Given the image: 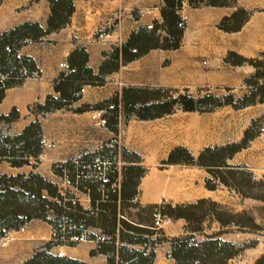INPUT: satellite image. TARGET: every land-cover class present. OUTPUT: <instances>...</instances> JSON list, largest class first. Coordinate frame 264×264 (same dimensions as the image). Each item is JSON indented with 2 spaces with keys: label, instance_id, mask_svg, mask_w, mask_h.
<instances>
[{
  "label": "crops",
  "instance_id": "1",
  "mask_svg": "<svg viewBox=\"0 0 264 264\" xmlns=\"http://www.w3.org/2000/svg\"><path fill=\"white\" fill-rule=\"evenodd\" d=\"M179 1L176 13L185 17L188 29L192 28L188 45L195 54L181 58L169 55L179 48V42L177 48L152 47L125 61L120 49L132 35L151 32L155 27L160 38L167 35L162 17V11L167 9L164 0H73L68 22L54 30H48L51 15L48 0L0 1L1 53L12 56L15 51L33 61L28 77L12 81L4 89L0 114L16 110L18 119L11 123L18 127L14 134L38 121L41 139L53 145L41 144L38 157H29V164L21 166H12L0 157V172L24 177L34 173L56 186L58 197L51 198L46 189L41 190L42 196L58 204L67 219L70 235L80 234L79 226L83 224L88 236L86 242L65 244L62 247L65 257L85 264H175L170 255L171 239L185 234L188 222L184 218H170L155 229L152 217L155 208L186 206L200 200L234 208L242 206L243 198L234 188L216 179L213 180L218 183L216 188L206 186V180L213 179L208 167L168 159L176 148L186 149L197 159L206 148L240 142L252 121L262 118L260 126L264 125V102L242 108L220 105L207 111L184 110L176 102L159 116H138L140 109L180 95L199 98L209 94H196V87L228 89V93L234 94L255 73L256 68L242 65L244 62L235 66L224 63L222 67L210 63L205 72L196 55L200 39L194 38L195 34H204L201 39L204 51L206 46H214L206 39V33L224 34L219 23L230 15V7L235 3L228 6L208 5L206 0ZM113 15L118 16V25L112 34L105 39L95 38L94 34ZM28 22L36 23L43 34L1 41L4 34ZM130 47L135 52L134 46ZM230 48L226 45V49ZM116 49L119 54L113 58ZM127 51L130 52L129 47ZM236 51L244 58L253 57V53ZM78 53L84 54L86 60L79 61ZM61 62L73 69L71 74L59 66ZM67 75L71 77L63 85L69 84L68 96L62 98L56 86ZM1 78L9 79L10 75L3 73ZM83 85L85 92L77 95V89ZM248 87L249 92L252 85ZM48 96L62 104L56 109L34 112V106L44 104ZM108 105L114 108L109 110ZM96 111H103L104 124L93 117ZM257 137L227 158L226 164L232 168L244 166L256 176L251 158ZM94 158L111 164L109 175L112 181L118 180L117 191L104 192L99 182L79 180L76 187L63 183L64 174L74 177L81 161ZM93 208L97 209V216H87ZM53 218L54 213L48 210L44 218L31 217L20 225L22 229L18 230V239L11 243L9 253L10 260H16L13 264H21L39 250L55 255L59 248L49 242ZM206 218L216 221L212 215L205 216L197 239L198 234H202V239L207 234L203 226ZM217 237L237 242L232 237Z\"/></svg>",
  "mask_w": 264,
  "mask_h": 264
},
{
  "label": "trees",
  "instance_id": "2",
  "mask_svg": "<svg viewBox=\"0 0 264 264\" xmlns=\"http://www.w3.org/2000/svg\"><path fill=\"white\" fill-rule=\"evenodd\" d=\"M1 1V0H0ZM51 4V15L48 21V30L59 29L63 27L69 20L73 11V0H48ZM229 0H206L208 5H226ZM235 1V0H233ZM166 8L162 11L164 25L166 26V36L160 38L156 34L155 27L151 32H138L130 37L127 44L120 50L122 59L135 57L145 52L149 48H177L180 42L182 31L177 27L180 19L176 13V7L180 5L179 0H164ZM245 10L238 9L233 11L229 16H225L219 23V27L226 31H235L240 28L246 18L239 19V15ZM235 22L233 27H227L226 24ZM43 34V31L36 23H23L15 29L4 34L3 42L19 39L24 36H31L36 38ZM162 40L160 43L159 41ZM172 40V42H170ZM134 46L135 52L131 51ZM129 47V51H127ZM11 49V48H10ZM13 52V50L11 49ZM119 50L116 49L112 53L113 58H117ZM234 54V53H233ZM235 55V54H234ZM264 55V52H262ZM79 61H85L84 54H77ZM239 60L248 62L258 70L259 61L256 59H245L235 55ZM239 61V62H240ZM22 65L28 67V71L33 68L32 62H27L24 58L22 61L15 58V51L12 56H6L0 51V78L3 73H9L10 78L0 80V100L3 96L5 88L12 84V81H20L23 76L20 69ZM72 73V72H71ZM70 73V74H71ZM85 70V75H86ZM71 76L63 77V81L56 86V90L60 92L62 98H65L68 83ZM254 81H249L252 85L250 93L244 94L242 97L235 99L233 94H226L222 97H217L213 94L204 95L199 98H194L188 95H180L176 99L152 105L138 111V116H159L169 111L171 104L178 102L184 110L203 109L210 110L216 106L231 104L235 108H242L256 102H264V75H260L258 71L252 76ZM262 80V81H260ZM260 82V84H259ZM79 88L77 89V91ZM62 103L52 96H48L44 104H36L34 112H45L50 109L58 108ZM33 109V107H32ZM18 119V113L12 109L8 115L0 114V123L4 122L11 124ZM262 118L252 121L250 127L245 130L244 136L240 142L230 143L223 146H216L204 149L197 159L188 153L184 148H176L169 156L168 162L176 160H183L188 163L196 162L199 165L208 167V172L213 176V179L206 180V186L209 189L216 188L218 183L213 180H218L219 183L234 188L242 197H252L264 199L263 195L257 196L251 194V190L259 189L264 192V179L256 180L253 178L251 172H245V167L232 168L226 164V159L231 157L234 153L240 151L242 148L248 146L250 140L259 135V127ZM42 130L38 121L27 125L19 134L3 136L0 128V157L7 160L12 166H21L29 164V157L37 158L42 151L41 147ZM46 189L47 194L51 197H58L57 188L52 183L45 182L42 177L37 174L30 173L27 177L24 175H7L0 173V227L8 229H17L27 219L31 217L44 218L46 212L54 213V218L64 216L58 204L52 199L49 200L42 196L41 190ZM208 205V210H203V207ZM222 205L210 201L200 200L196 204L186 206H170L165 205L160 209L163 215L170 218H184L188 222L187 232L183 235L171 239L172 249L171 257L175 264H227L239 251L240 247L228 241H224L219 236L223 230L204 234V238L199 240L196 238V233L201 232L200 223L205 216L212 215L221 227H228L235 225L238 229L245 227V223L239 218L246 217L249 224H252L253 218L247 216L246 212L241 214H231L228 212H217V208ZM246 222V221H245ZM195 224V225H193ZM199 224V225H198ZM244 224V225H243ZM201 234V233H200ZM51 243V242H50ZM21 264H85L82 261L75 260L68 257H57L48 253L45 250L36 251L31 257L24 260ZM252 264H264V254L257 257Z\"/></svg>",
  "mask_w": 264,
  "mask_h": 264
},
{
  "label": "rangeland",
  "instance_id": "3",
  "mask_svg": "<svg viewBox=\"0 0 264 264\" xmlns=\"http://www.w3.org/2000/svg\"><path fill=\"white\" fill-rule=\"evenodd\" d=\"M232 3H235V5L231 6ZM230 7V14L233 11H236L238 9H243L245 12L239 15L238 20L246 18L244 23L241 25L243 26L242 29L240 28L235 31H226L222 29L221 31L224 32V34L219 35H209L210 33H206V39H210L214 46L207 47L204 51L202 48V41L204 34L202 33H196L195 37L196 39H200V46L198 53H196L197 58L200 62V67L206 70L208 69L210 63H213L212 65H215L217 67H222L224 63H227V65L235 66L237 63H239V58H237L235 55H238L242 58H244L243 54L240 55L238 51H241L245 54L253 53V57L249 59H256L259 61V68L258 71L260 75H264V55H262V52H264V0H229L227 1V4ZM235 25V22L227 23V27H233ZM240 26V27H241ZM181 29V28H179ZM221 29V28H220ZM192 30L191 27L189 29L185 27L181 29L182 36L180 39V45L179 48L173 52H169V55L186 57L190 56L192 54L193 48L189 47L188 38H192ZM226 45L231 47L230 49H226ZM235 55H234V54ZM222 57H226V59H222ZM248 59V58H245ZM241 62V61H240ZM242 65H251L248 62L242 61ZM238 65V64H237ZM24 78V77H23ZM253 77H248L246 81L244 82V85H242L241 88H238L234 91V97L235 99L242 97L244 94H249L248 92L249 88L248 86L250 83L248 80L254 81ZM0 80H2L0 78ZM262 81V80H260ZM260 84V82H259ZM211 91V92H208ZM194 92L196 94H213L217 97H222L226 94H229L228 89H216L212 88L209 89L207 86L205 88H195ZM264 97V95H263ZM32 109V107H30ZM0 128L3 136L6 135H13L16 130H18V127L12 126V124H7L4 122L0 123ZM260 128V127H259ZM259 130V129H258ZM257 142L255 144V147L253 148V153L251 162L254 165V172L256 176L253 175L254 179L262 180L264 179V132L257 135ZM53 144V143H52ZM53 146V145H52ZM250 153L248 156V159L250 158ZM249 161V160H248ZM250 162V161H249ZM245 172H251L249 169H245ZM1 173V172H0ZM251 194L253 195H263L264 192L259 189H253L251 190ZM240 196V195H239ZM242 197V196H241ZM243 202L241 208L237 206L236 208L230 207V206H223L221 208H217V212H228L231 214H241L242 212H246L247 216H250L253 218L252 224H249L246 217H240L239 219L245 223V227L238 229L235 225H230L228 227H221V225L217 221H212L211 218L205 219L203 226L206 229V233L209 234L216 232V228L219 227V231L223 230L220 234L222 237H232V239H236V246L238 248L240 247V251L231 258L227 264H252L254 260L259 257L260 255L264 254V199L261 198H252V197H242ZM208 205H205L203 207V210H208ZM246 221V222H245ZM216 222V223H214ZM195 225V224H193ZM199 225V224H198ZM244 225V224H243ZM199 239H202L200 237L202 234H198ZM14 239L8 243L3 248H0V264H13L16 262V260H10L11 255V243L16 241L18 239V232H16L14 235ZM50 242V241H49Z\"/></svg>",
  "mask_w": 264,
  "mask_h": 264
},
{
  "label": "built area",
  "instance_id": "4",
  "mask_svg": "<svg viewBox=\"0 0 264 264\" xmlns=\"http://www.w3.org/2000/svg\"><path fill=\"white\" fill-rule=\"evenodd\" d=\"M185 17H180L177 26L181 29L185 27ZM118 25V16L113 15L106 19L105 25L94 34V37L97 39H105L112 34V31ZM5 50L11 52L9 47H5ZM15 58L22 61L24 58L27 62H33L30 57H24L19 52H15ZM59 66L64 68L67 74L71 73L73 69L64 62L59 63ZM21 75L23 77H28L29 71L26 65H22L20 69ZM86 90V85L80 87L77 91V95L84 93ZM113 105H108V109H113ZM103 111H96L94 114V118H98V121L102 124L105 123V119L102 116ZM259 132H264V125L260 126ZM42 146L51 147L52 145L46 142L44 139H41ZM111 164L109 162L103 161L100 158H94L90 160H83L79 163L75 176L70 177L69 174L63 175V183L68 187H76L79 180H83L89 183H96L99 182L101 185L102 191H112L115 192L119 188L118 180H111L109 175V169ZM72 203L75 204L76 202L72 200ZM87 216L95 217L97 216V209L93 208L87 212ZM153 227L155 229H160L161 226L170 221V217L163 215L160 209L155 208L153 213ZM22 229L19 227L18 229H8L5 227H0V248L5 247L14 239V234L18 232V230ZM79 229L81 230L80 234H69L67 219L65 216L55 217L52 220L50 233H49V241L54 244L59 249L56 251L55 256L57 257H64L65 252L62 250V247L68 243H82L88 240V236L85 230L84 225H80Z\"/></svg>",
  "mask_w": 264,
  "mask_h": 264
}]
</instances>
